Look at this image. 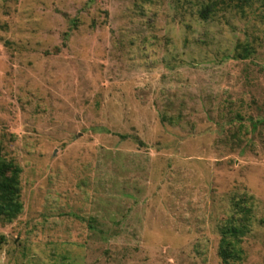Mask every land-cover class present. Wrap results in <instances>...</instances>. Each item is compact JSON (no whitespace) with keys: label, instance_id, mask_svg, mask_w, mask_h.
<instances>
[{"label":"rangeland","instance_id":"374dc122","mask_svg":"<svg viewBox=\"0 0 264 264\" xmlns=\"http://www.w3.org/2000/svg\"><path fill=\"white\" fill-rule=\"evenodd\" d=\"M0 157V264H224L240 197L264 264V0H0Z\"/></svg>","mask_w":264,"mask_h":264},{"label":"trees","instance_id":"16d2710c","mask_svg":"<svg viewBox=\"0 0 264 264\" xmlns=\"http://www.w3.org/2000/svg\"><path fill=\"white\" fill-rule=\"evenodd\" d=\"M251 55L250 47L239 45L232 58L244 60ZM235 115L240 117L238 113ZM255 122H252V128L255 127ZM20 173L21 169L17 164L0 157V223H12L22 212ZM247 201L246 197L236 200L232 204L233 214L221 226L217 253L224 264H239L243 259L241 237L247 232L250 218Z\"/></svg>","mask_w":264,"mask_h":264}]
</instances>
